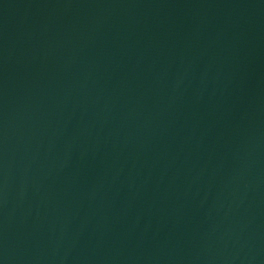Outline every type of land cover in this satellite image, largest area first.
Segmentation results:
<instances>
[{
	"label": "water",
	"instance_id": "obj_1",
	"mask_svg": "<svg viewBox=\"0 0 264 264\" xmlns=\"http://www.w3.org/2000/svg\"><path fill=\"white\" fill-rule=\"evenodd\" d=\"M0 264H264V0H0Z\"/></svg>",
	"mask_w": 264,
	"mask_h": 264
}]
</instances>
